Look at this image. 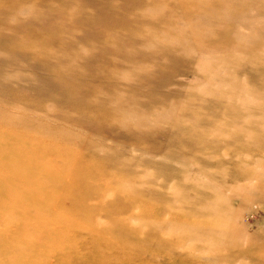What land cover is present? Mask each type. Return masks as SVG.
<instances>
[{
	"label": "rangeland",
	"instance_id": "1",
	"mask_svg": "<svg viewBox=\"0 0 264 264\" xmlns=\"http://www.w3.org/2000/svg\"><path fill=\"white\" fill-rule=\"evenodd\" d=\"M0 117V264H264V0H0Z\"/></svg>",
	"mask_w": 264,
	"mask_h": 264
},
{
	"label": "bare ground",
	"instance_id": "2",
	"mask_svg": "<svg viewBox=\"0 0 264 264\" xmlns=\"http://www.w3.org/2000/svg\"><path fill=\"white\" fill-rule=\"evenodd\" d=\"M1 116H3V115H1ZM6 118L5 117H0V125H1V123L5 120ZM7 119H11L10 117H8ZM7 122V121H6ZM11 124V126H9L10 128H11V131L9 130V132H8V135H12V137L13 138H15V136L16 135H14V134H17V133H20V132H23L24 130H21V129H19V128H23V127H21L22 125L21 124H19V128L18 127H16L15 125H16V123H15V121L12 119V123H10ZM15 126V127H14ZM5 140L6 141H9V139H7V138H5ZM31 151V150H30ZM11 188H8V191L10 190ZM4 203H5V201H4ZM0 241H2L3 242V240L1 239ZM12 257V256H11ZM13 259V258H12ZM16 261H18V260H16Z\"/></svg>",
	"mask_w": 264,
	"mask_h": 264
}]
</instances>
